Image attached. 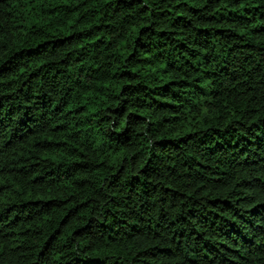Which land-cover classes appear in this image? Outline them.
I'll use <instances>...</instances> for the list:
<instances>
[{"label": "trees", "instance_id": "16d2710c", "mask_svg": "<svg viewBox=\"0 0 264 264\" xmlns=\"http://www.w3.org/2000/svg\"><path fill=\"white\" fill-rule=\"evenodd\" d=\"M0 264H264V0H0Z\"/></svg>", "mask_w": 264, "mask_h": 264}]
</instances>
